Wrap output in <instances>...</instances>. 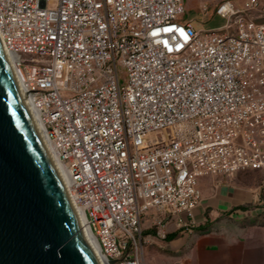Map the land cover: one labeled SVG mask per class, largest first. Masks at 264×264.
Wrapping results in <instances>:
<instances>
[{"label": "built area", "instance_id": "obj_1", "mask_svg": "<svg viewBox=\"0 0 264 264\" xmlns=\"http://www.w3.org/2000/svg\"><path fill=\"white\" fill-rule=\"evenodd\" d=\"M184 13L0 0V38L105 264H144L150 210L159 233L172 215L193 225L202 176L264 168V0L222 1L211 29Z\"/></svg>", "mask_w": 264, "mask_h": 264}, {"label": "water", "instance_id": "obj_2", "mask_svg": "<svg viewBox=\"0 0 264 264\" xmlns=\"http://www.w3.org/2000/svg\"><path fill=\"white\" fill-rule=\"evenodd\" d=\"M0 264H101L1 38Z\"/></svg>", "mask_w": 264, "mask_h": 264}, {"label": "crops", "instance_id": "obj_3", "mask_svg": "<svg viewBox=\"0 0 264 264\" xmlns=\"http://www.w3.org/2000/svg\"><path fill=\"white\" fill-rule=\"evenodd\" d=\"M199 186L202 197L193 225L185 214L172 215L159 233L153 209L142 220L144 229H154L146 236L184 249L180 264H264V169L202 176Z\"/></svg>", "mask_w": 264, "mask_h": 264}, {"label": "rangeland", "instance_id": "obj_4", "mask_svg": "<svg viewBox=\"0 0 264 264\" xmlns=\"http://www.w3.org/2000/svg\"><path fill=\"white\" fill-rule=\"evenodd\" d=\"M222 1L225 0H184L185 13L181 19L192 20L198 28H217L225 23V19L216 13V9ZM232 1H235L238 5L244 2V0ZM201 3L207 4V11L202 10ZM153 230L151 227L145 228L144 234L154 233ZM183 250L182 248L179 251L175 248H167L164 242L159 239L148 237V242L145 245L144 264H180V255Z\"/></svg>", "mask_w": 264, "mask_h": 264}, {"label": "bare ground", "instance_id": "obj_5", "mask_svg": "<svg viewBox=\"0 0 264 264\" xmlns=\"http://www.w3.org/2000/svg\"><path fill=\"white\" fill-rule=\"evenodd\" d=\"M6 53L9 57V60L12 62V54L11 52H9L8 50H6ZM28 107L30 109V112L32 114V117L35 121V124L44 140V143L45 145L47 146L52 158H53V161L61 175V178H62V181L64 182L67 190L69 191V176L68 174L66 173V171L62 168V166L60 165V163L58 162V159H57V154L55 153L49 139L47 138V135H46V131L44 129V126L39 118V115H38V112L36 109L33 108V106L28 103ZM74 207V210H75V214H76V217H77V220L79 221L81 227H82V230H83V233H84V236L86 238V240L88 241L89 245L92 247V249L94 250L95 254L97 255L98 257V260L100 261L101 264H105L104 262V259H103V256L100 252V249H99V246L96 242V240L94 239V237L91 235L89 229L85 226V219H84V215H83V212L80 208L76 207L75 205H73Z\"/></svg>", "mask_w": 264, "mask_h": 264}, {"label": "trees", "instance_id": "obj_6", "mask_svg": "<svg viewBox=\"0 0 264 264\" xmlns=\"http://www.w3.org/2000/svg\"><path fill=\"white\" fill-rule=\"evenodd\" d=\"M166 237H168V235H166Z\"/></svg>", "mask_w": 264, "mask_h": 264}]
</instances>
